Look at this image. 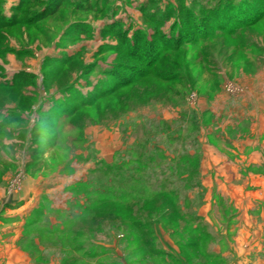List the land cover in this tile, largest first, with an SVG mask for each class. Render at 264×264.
Returning a JSON list of instances; mask_svg holds the SVG:
<instances>
[{
	"label": "rangeland",
	"instance_id": "1",
	"mask_svg": "<svg viewBox=\"0 0 264 264\" xmlns=\"http://www.w3.org/2000/svg\"><path fill=\"white\" fill-rule=\"evenodd\" d=\"M260 117L264 0H0V221L24 264H264V221L238 239L197 170Z\"/></svg>",
	"mask_w": 264,
	"mask_h": 264
},
{
	"label": "crops",
	"instance_id": "2",
	"mask_svg": "<svg viewBox=\"0 0 264 264\" xmlns=\"http://www.w3.org/2000/svg\"><path fill=\"white\" fill-rule=\"evenodd\" d=\"M241 119L243 118L234 120L230 124L231 126L225 125L231 127V130H240L243 126ZM258 119V122L249 124L251 132L245 136L238 133H235V135L237 134L235 136L230 133L229 137L223 135L229 128L221 129L212 141L205 145L207 148V152H203V161L205 162L202 164L199 161L197 167L198 171H203L208 176V183L205 184L208 188L209 205L211 206L213 195L220 200L228 201L233 212L229 214L227 221L243 222H237L238 226L243 227L237 230V235H242L238 239L242 240L247 235V230L249 231L245 228L246 225L251 226L256 221H264V117ZM7 200L5 199L4 202L8 203ZM20 207L13 211L17 212ZM206 210L199 209L198 215L206 213ZM19 222L0 221V264L3 261L7 264V258L10 259L8 248L16 257L12 258L15 261L13 264H24L23 252L17 246L18 236L12 235L16 233ZM246 243L250 245L249 242L246 241ZM249 249L252 251L248 250L247 253L251 255L255 247L249 246Z\"/></svg>",
	"mask_w": 264,
	"mask_h": 264
},
{
	"label": "trees",
	"instance_id": "3",
	"mask_svg": "<svg viewBox=\"0 0 264 264\" xmlns=\"http://www.w3.org/2000/svg\"><path fill=\"white\" fill-rule=\"evenodd\" d=\"M185 165H186V163H185ZM187 166V165H186ZM171 194H176V192L175 191H173V190H170L169 191ZM177 195V194H176ZM140 226H142V228H144L143 226L144 225H141V224H136V228H138V227H140ZM144 242H145V240H144ZM157 254H159V255H161V256H163L164 254H162V253H159V252H156ZM173 264V263H172ZM174 264H182V261H180V262H178L177 261V263H174Z\"/></svg>",
	"mask_w": 264,
	"mask_h": 264
}]
</instances>
